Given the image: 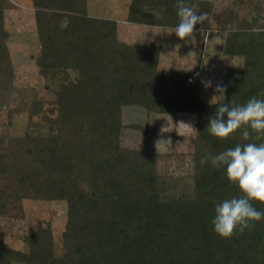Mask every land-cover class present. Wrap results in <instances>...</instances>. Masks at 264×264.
I'll return each instance as SVG.
<instances>
[{"label": "trees", "instance_id": "obj_1", "mask_svg": "<svg viewBox=\"0 0 264 264\" xmlns=\"http://www.w3.org/2000/svg\"><path fill=\"white\" fill-rule=\"evenodd\" d=\"M31 1L43 43L37 57L39 72L47 76L53 75L56 67L70 68L73 74L67 77L72 86L55 92L50 107L45 101H35L30 107L32 115L44 113L45 126L52 135L26 133L10 137L4 145L0 214L6 216L24 199L66 200L67 219L61 255L55 253L52 226L39 219L35 229L23 237L24 249L10 246L0 233V264H264V221L227 239L213 231L215 203L239 194V190L223 168L200 162L206 153L216 154L238 143H264V136L256 139L251 129L247 139L241 130L226 140L209 134L206 126L215 114L216 101L207 102L201 96L202 67L160 69V45L120 41L114 20L87 17L86 0ZM7 3L0 0V113L8 110L12 115L16 109L10 108L14 67L8 47ZM184 4L206 13L202 23L208 24L210 2L184 0ZM177 7L178 0H133L128 20L175 27L179 22ZM157 8L161 12H154ZM224 53L243 59L241 68H227L217 82L226 89L225 102L244 104L252 96L264 99V33L245 28L231 31ZM131 103L157 113L195 114L194 200L163 202L151 185H143L139 178L143 170L138 171L137 166L144 163L136 159L139 150L124 149L118 140L105 147H90L80 140L72 143V148L66 146L69 132L86 131L84 123L68 125V113L82 109L102 114L114 109L117 113ZM116 123L117 115L110 124L97 128L120 129ZM115 153L116 163L125 168L124 172L120 168V174L116 171L121 177L118 187H114L118 176H114ZM7 178L10 184L4 183ZM254 203L264 211V204Z\"/></svg>", "mask_w": 264, "mask_h": 264}, {"label": "rangeland", "instance_id": "obj_2", "mask_svg": "<svg viewBox=\"0 0 264 264\" xmlns=\"http://www.w3.org/2000/svg\"><path fill=\"white\" fill-rule=\"evenodd\" d=\"M7 1L6 27L10 32L8 47L14 67V95L10 102V108L13 107L16 112L9 115L8 110H3L0 113V155L10 137L39 132L52 135L49 126H45L44 113L32 115L30 107L35 101H45V106L50 107L49 102L55 98V92L66 86H72L67 74H73L72 69L64 66L56 67L53 70L55 72L53 75L40 74L37 57L42 50L43 43L40 42L37 32L35 7L31 0ZM86 1L87 17L108 19L100 17L104 14L100 10L103 2L104 6L102 7L104 9L107 7V12L115 8L111 14L112 18H119L128 7L125 15L129 21L128 14L133 0H100L99 2H102L98 4H96V0ZM203 1L212 4V12L208 17V24L201 22L196 25L191 37L181 39L175 32H171L169 37L162 38L158 35V40L161 42L159 44L157 40H151L148 36H140L142 29L140 26V28L131 26L136 32H140V37L130 41L124 40L120 36L118 25L117 35L120 41L130 44L155 43L160 45L162 48L158 61L160 69L202 67L201 96L207 102H214L217 99L214 97L217 95V82L226 69L243 66L241 57L224 53L227 37L231 31L244 28L255 33H264V0ZM89 2H91L92 9H96V13H94L95 11L92 13L96 17L90 15ZM147 7L148 10L152 9L151 6ZM158 11L161 12L158 8L154 12L158 13ZM115 23L117 24L116 21ZM83 44L85 43L83 42ZM77 54L80 57V51ZM82 56L89 55L83 54ZM189 80L191 81V78ZM209 81L211 82L210 87L206 86ZM103 113L96 109H82L68 113L67 124L78 127L80 123H84L86 131L69 132L65 141L66 146L72 148V143L80 140V142H88L90 147H105L113 146L118 140L117 142L124 149L139 150L136 152V159L144 161L142 167L137 166L138 171L139 168L143 170V176L141 175L139 178L142 179L141 182H144L143 185H151V189L156 191L163 202L191 201L196 198L193 161L196 129L193 112L157 113L137 103H131L124 105L117 113L114 109ZM116 115L119 118V123L116 124L121 125L120 129L108 127L109 129L106 131L107 128L105 130L97 128V125L110 124ZM119 153L126 154L124 151ZM115 155L117 153L112 155L115 158L114 176L118 175L116 171L119 174L121 169L123 172L125 171L124 166L121 168L120 164L116 163L117 156ZM121 159L124 165L126 162L123 158ZM120 178L119 175L115 176L114 187L120 185ZM8 180L9 178L4 179V183L10 184L11 182L7 183ZM39 219L43 220L45 225L52 226L55 253L61 255L63 252L62 231L67 219L66 200L24 199L12 206L6 216L0 214L2 239L12 247L26 248L23 237L35 229Z\"/></svg>", "mask_w": 264, "mask_h": 264}, {"label": "clouds", "instance_id": "obj_3", "mask_svg": "<svg viewBox=\"0 0 264 264\" xmlns=\"http://www.w3.org/2000/svg\"><path fill=\"white\" fill-rule=\"evenodd\" d=\"M206 15L195 12L184 4V0H178L179 22L173 32L181 39L191 37L196 25L203 22ZM206 86L210 87L211 82ZM225 91L223 85L216 86V110L206 126L209 134L226 140L241 130V135L247 139L251 129L256 133V139L264 136V99L252 96L246 103L234 105L231 101L225 102ZM200 162L223 168L229 182L239 190V194L215 203L211 219L213 231L227 239L234 233L252 230L258 222L264 221V211L254 203L264 204V143H238L216 154L206 153Z\"/></svg>", "mask_w": 264, "mask_h": 264}, {"label": "crops", "instance_id": "obj_4", "mask_svg": "<svg viewBox=\"0 0 264 264\" xmlns=\"http://www.w3.org/2000/svg\"><path fill=\"white\" fill-rule=\"evenodd\" d=\"M100 0H96V4L98 3H101L99 2ZM89 6H90V15H93L92 13H96V9H92V5H91V2H89ZM104 6L103 2L101 4V11L104 12L103 16H100V17H104V18H108V19H112V20H115L117 22V25H118V30H119V33H120V36H122V38L124 40H136L134 38H138L140 36H148V38H151V40H157V43H161L159 42V38H158V35L160 37H166L170 35L171 32H173L174 28L173 29H170V28H164V27H161V26H152V25H144V24H138V23H132V22H129L127 21L126 19V13H127V8L126 10H124V12L121 14V16L119 18H112V11L113 9L115 8H112L109 12H107L108 8L105 7V9L102 7ZM94 7V6H93ZM97 7V6H95ZM100 7V6H99ZM113 14H115V12H113ZM96 17V15H93ZM99 17V16H97ZM131 26H135L134 28H142L140 30V32H136V30L131 27ZM140 26V27H139ZM139 33H140V36H139ZM174 33V32H173ZM172 33V34H173Z\"/></svg>", "mask_w": 264, "mask_h": 264}]
</instances>
